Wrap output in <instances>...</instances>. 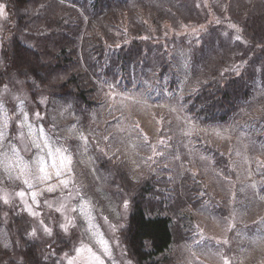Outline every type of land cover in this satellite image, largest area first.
<instances>
[{"label":"rangeland","instance_id":"rangeland-1","mask_svg":"<svg viewBox=\"0 0 264 264\" xmlns=\"http://www.w3.org/2000/svg\"><path fill=\"white\" fill-rule=\"evenodd\" d=\"M59 1L78 4L72 11L84 9L83 0ZM180 1L176 19L160 26L152 22L143 34L153 40L177 32L186 41L170 51L179 73L177 88L155 73L161 59L151 57L144 60L141 80L137 75L138 81L103 86L100 103L82 113V122L66 123L70 117L63 111L48 114L35 107L17 76L0 87L1 219L7 222L12 208L24 216L34 238L49 241L59 234L67 239L57 255L60 264H133L120 232L128 195L114 172L100 167L97 157L102 156L116 161L135 182L149 170L165 175L170 198H164L161 213L184 237L182 245L167 251L175 264H264V122L256 120L264 114L261 61L252 71L251 98L234 123L202 125L179 107L181 98L212 74L249 70L251 51L240 29L253 18L256 29H264V0ZM145 9L153 19L168 16L163 0H146ZM59 19H67L64 9ZM5 20L0 3V41ZM192 38L196 42L188 43ZM115 39L113 49L127 37L116 31ZM207 42L216 46L206 55ZM205 56L211 64L203 62ZM219 60L229 68L216 67ZM40 102L45 104V95ZM194 184L201 188L193 193L196 207L176 199L175 186L188 190Z\"/></svg>","mask_w":264,"mask_h":264},{"label":"trees","instance_id":"trees-1","mask_svg":"<svg viewBox=\"0 0 264 264\" xmlns=\"http://www.w3.org/2000/svg\"><path fill=\"white\" fill-rule=\"evenodd\" d=\"M163 1L168 16L153 19L145 9L146 0H83L84 9L79 11L71 10V6L78 4L59 0H0L6 9L0 41V87L11 76H17L35 107L48 114H56L58 110V115L63 111L70 117L66 123L82 122V113L93 110L100 103L103 86L119 80L138 81L137 75H142L141 80L144 60L151 57L161 59L159 68H154L155 73L159 71L169 79L171 87L177 88L179 73L172 66L170 51L179 42L186 41L179 40L177 32L164 33V38H154V41L143 37L152 22L160 26L163 20L179 16L180 0ZM199 4L205 11L201 1ZM62 9L67 13L65 21L59 19ZM257 21L253 18L240 29L251 51L249 70L216 72L199 82L192 92L180 97L183 100L180 109L186 107L182 114L189 113L202 125L235 122L237 114L251 98V75L252 71L257 72V61H261L264 73V29H256ZM116 31L127 39H121L120 45L113 49ZM103 38L110 43L104 44ZM195 42L193 38L188 41ZM207 43L206 55L216 46V43ZM204 54L198 55L201 61ZM203 62L212 63L206 56ZM216 67H224L223 61L219 60ZM42 94L45 95L43 106ZM256 120L264 122V114L258 115ZM162 128H166V123ZM211 151L219 155L218 150L211 148ZM216 157L224 161L223 156ZM97 159L104 171L114 172L121 190L128 195L130 208L120 231L127 256L133 264H175L174 256L167 251L172 244L182 245L184 237L175 234L176 228L161 213L164 198H170L166 193L165 175L149 170L142 180L135 182L116 161L103 156ZM198 186L194 184L188 190L175 186L176 199L185 198L182 201L188 200L191 207H196L193 193L201 189ZM7 214L9 219L3 222L0 202V264H60L57 255L68 245L67 239L59 234L49 241L34 238L28 233L29 223L19 211L8 208ZM18 225L21 227L17 228Z\"/></svg>","mask_w":264,"mask_h":264},{"label":"bare ground","instance_id":"bare-ground-1","mask_svg":"<svg viewBox=\"0 0 264 264\" xmlns=\"http://www.w3.org/2000/svg\"><path fill=\"white\" fill-rule=\"evenodd\" d=\"M24 56V55H23ZM26 56V55H25ZM22 57V56H21ZM22 66V65H21ZM26 66V65H25ZM67 194V193H66ZM63 235V234H62ZM69 235H71V234H69ZM73 235V234H72ZM61 236V235H60ZM71 236H69V238H70ZM62 239H64V238H62ZM70 242V241H69Z\"/></svg>","mask_w":264,"mask_h":264}]
</instances>
